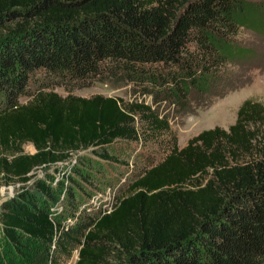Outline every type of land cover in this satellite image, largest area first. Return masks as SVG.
<instances>
[{"label": "trees", "instance_id": "16d2710c", "mask_svg": "<svg viewBox=\"0 0 264 264\" xmlns=\"http://www.w3.org/2000/svg\"><path fill=\"white\" fill-rule=\"evenodd\" d=\"M262 18L264 0H0V184L22 183L1 206L0 264H67L76 249L72 264H264V103L183 146L165 111L224 94L254 53L240 27ZM96 82L133 98L72 92ZM131 163L113 199L82 201ZM54 166L61 192L27 184Z\"/></svg>", "mask_w": 264, "mask_h": 264}, {"label": "rangeland", "instance_id": "374dc122", "mask_svg": "<svg viewBox=\"0 0 264 264\" xmlns=\"http://www.w3.org/2000/svg\"><path fill=\"white\" fill-rule=\"evenodd\" d=\"M251 22L253 21L251 20ZM257 24L260 27V31L248 27H240L238 36L243 42H246V44L253 48L254 53L238 63H233V73L230 84L228 85L230 88L224 94L206 96L203 98L194 95L191 97L189 104L181 110L172 107H167L165 109L168 113L170 123L177 131L178 143L180 146L185 145L191 136L199 133L205 128L214 127L216 125L229 128V126L236 121L238 109L245 99L253 98L264 103V18H262L261 21L258 20ZM56 90L63 94L67 93L63 87H57ZM72 92L85 96L103 93L121 96L126 99L133 98L129 84L114 85L110 82H96L89 86L75 88ZM22 99L26 100L27 96L22 97ZM114 147L115 149H122L125 152L131 151L123 142H116ZM25 150L33 152L36 148L32 143H27L25 145ZM138 152L139 149L132 152L130 159L139 160L140 156H138ZM80 154H91V149L82 150ZM117 167H119V165H116V167L107 166L105 174L99 178L103 180V182H100L101 189L99 193L92 197L90 201L84 199L82 201L90 205V203L99 204L100 198L113 199L119 184V176L123 178L125 177L123 171L129 168H135L132 163L128 167L123 164L120 165V169ZM43 177H53V185H55L56 191L61 192L60 181L62 180L63 172L58 171L55 166L48 169L39 168L35 178L27 184L31 185L35 179ZM21 184V182L6 183L5 181L0 184V210L3 201L10 195H14ZM64 194L65 192L63 190L61 197L53 204L54 209L60 210L62 208L65 202L63 199ZM84 204L82 203V207ZM76 254L77 249L74 251L67 264H72L76 260ZM113 264H118V261L113 260Z\"/></svg>", "mask_w": 264, "mask_h": 264}, {"label": "built area", "instance_id": "2783aa9c", "mask_svg": "<svg viewBox=\"0 0 264 264\" xmlns=\"http://www.w3.org/2000/svg\"><path fill=\"white\" fill-rule=\"evenodd\" d=\"M76 255L78 256V250H77V254Z\"/></svg>", "mask_w": 264, "mask_h": 264}]
</instances>
